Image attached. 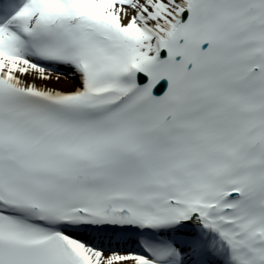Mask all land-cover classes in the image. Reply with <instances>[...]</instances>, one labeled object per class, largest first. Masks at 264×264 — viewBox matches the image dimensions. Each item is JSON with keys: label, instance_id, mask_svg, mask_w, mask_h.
Returning <instances> with one entry per match:
<instances>
[{"label": "snow or ice", "instance_id": "snow-or-ice-1", "mask_svg": "<svg viewBox=\"0 0 264 264\" xmlns=\"http://www.w3.org/2000/svg\"><path fill=\"white\" fill-rule=\"evenodd\" d=\"M0 264H264V0H0Z\"/></svg>", "mask_w": 264, "mask_h": 264}]
</instances>
